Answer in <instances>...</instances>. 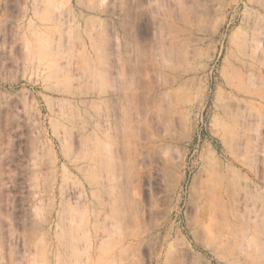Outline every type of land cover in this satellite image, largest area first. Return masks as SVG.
Instances as JSON below:
<instances>
[{
  "label": "rangeland",
  "instance_id": "rangeland-1",
  "mask_svg": "<svg viewBox=\"0 0 264 264\" xmlns=\"http://www.w3.org/2000/svg\"><path fill=\"white\" fill-rule=\"evenodd\" d=\"M0 264H264V0H0Z\"/></svg>",
  "mask_w": 264,
  "mask_h": 264
}]
</instances>
